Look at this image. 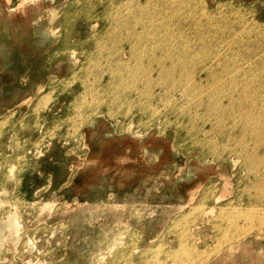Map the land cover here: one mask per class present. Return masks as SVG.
Instances as JSON below:
<instances>
[{"label": "rangeland", "instance_id": "obj_1", "mask_svg": "<svg viewBox=\"0 0 264 264\" xmlns=\"http://www.w3.org/2000/svg\"><path fill=\"white\" fill-rule=\"evenodd\" d=\"M85 2L0 0V264H264V0Z\"/></svg>", "mask_w": 264, "mask_h": 264}, {"label": "bare ground", "instance_id": "obj_2", "mask_svg": "<svg viewBox=\"0 0 264 264\" xmlns=\"http://www.w3.org/2000/svg\"><path fill=\"white\" fill-rule=\"evenodd\" d=\"M90 2V0H87V2ZM87 2H85V4L87 3ZM1 10V9H0ZM50 13V12H49ZM67 17V16H66ZM51 20V19H50ZM72 20V17L71 16H69V18L66 20V22H64V25L66 26L65 28H62L61 30L63 31V36L64 37H62L65 41H68V38H69V34H71L72 35V23H75V22H77V20L76 21H71ZM67 21H70V23H67ZM49 22H51V21H49ZM49 22H48V24H49ZM52 24V23H51ZM77 27V26H76ZM52 28V27H51ZM51 28H50V32H51ZM57 28V27H56ZM59 28V27H58ZM54 30V29H53ZM59 30V29H58ZM58 30L57 31H55V32H58ZM49 31V30H48ZM53 34V33H52ZM51 34V36H53ZM57 36H58V34H57ZM62 36V35H61ZM68 49V48H67ZM67 49H65V51L67 50ZM60 51H64V50H60ZM59 50H57V52H60ZM74 52V50L72 49V48H69L68 49V51H67V54L64 56V58L66 57L67 58V61H71V58H73V53ZM62 53V52H61ZM60 54V53H59ZM53 55V54H52ZM75 55V54H74ZM62 56V57H63ZM59 57V56H58ZM55 58V57H54ZM54 58H52V60L54 61L55 59ZM60 58V57H59ZM51 60V59H50ZM52 62V61H51ZM50 64V63H49ZM174 65V64H173ZM195 65H198V63H195ZM59 80V79H58ZM67 80V79H66ZM57 81V80H56ZM60 81V80H59ZM53 82H55V81H53ZM63 84H62V83ZM61 82H59V83H57V84H59V85H57V86H55V84H54V86L52 87V94H50V95H52L53 97H56V96H58L60 93H64L65 92V90L68 88H70L68 85H65V83L61 80ZM56 83V82H55ZM61 83V84H60ZM224 84H221L220 86H223ZM232 86V85H231ZM187 88H192V89H196L197 88V81H196V79L195 78H192L190 81H189V83H188V87ZM260 88H262V87H260V83L259 82H256V80H253L252 81V84H251V94H249V93H244L243 91H231V93H237V98H234V97H231V99H230V103H231V109H230V111H232V109H233V106H237L240 110H241V113H240V118H242L244 121H251V123H252V126H253V129H254V133H253V130L252 131H248V133L250 132V133H252V134H255V136H256V141H257V143L255 144V147H259L260 146V139L261 138H263L264 137V99H260ZM51 93V92H50ZM228 95V93L227 94H225L224 93V95L223 96H227ZM231 95V94H230ZM78 96V95H77ZM77 96H75L74 97V99H73V102H75V101H77L78 100V97ZM242 106V108H240ZM245 106H247V108L245 107ZM251 107V112H248L247 110H248V107ZM253 110V111H252ZM253 112V113H252ZM145 130H147V132H149L150 130H151V125L150 126H147V127H145ZM51 131V130H50ZM49 131V132H50ZM247 133V132H246ZM247 133V136L248 135H250V134H248ZM87 143H89L90 144V142H89V139H87ZM99 147H105V145H102V146H99ZM168 147H169V145H168ZM240 148H242V152H243V155H244V163L247 161V154H246V149L248 148V147H240ZM188 149V150H187ZM184 150V149H183ZM185 150H186V152H192V149H190V148H185ZM205 149H201V151H200V153H199V155H196V160H200L201 162H206V163H208L207 162V160H206V157H205V154H206V150L204 151ZM233 151L234 150H231V149H228L227 147H226V149H224V150H221L220 152H218V161L216 162V163H213L212 164V166L213 167H219V166H223V170H224V172L226 173V169H228L227 167L229 166V164L231 163V162H235V160H233L232 159V154H233ZM171 157L173 156L174 157V155H170ZM235 159V158H234ZM237 160L239 159V158H236ZM250 163H251V161H250ZM253 163V166H254V172H252L253 171V169H251V171L250 172H252L251 173V175H253V177H254V174H256V175H260L261 173V177H257V178H260V179H255L256 181H254V188H255V190H256V192H255V194L257 195V197L259 198V199H261V198H263L264 199V174H263V172H262V170H263V168H262V161L260 160V159H255V161H253L252 162ZM89 165H92V163H88ZM209 164V165H208ZM207 165L209 166V167H211V165H210V163H208ZM214 164H218V165H214ZM207 166V167H208ZM173 167H176V168H179V166L178 165H176V164H174L173 165ZM216 168V169H217ZM212 169V168H211ZM208 170H209V168H208ZM227 174V173H226ZM228 175V174H227ZM224 177V176H223ZM203 203H201V205H202ZM264 207V206H263ZM205 208V207H204ZM204 210V209H203ZM250 222H253V221H251V220H249ZM258 224H259V222H258ZM257 228V227H256ZM255 228V229H256ZM240 241V240H239ZM242 241V240H241ZM243 243V242H242ZM241 243V244H242ZM239 244H240V242H239ZM239 244H238V247H234V248H237V249H239L240 248V246H241V244H240V246H239ZM228 245V244H227ZM243 246V245H242ZM228 247H230V246H228ZM227 248V247H226ZM225 248V249H226ZM224 249V250H225ZM232 249H233V246H232ZM237 249H235V250H237ZM240 249H242L241 251H239V250H237V252H235V251H233V252H235V253H232V252H230L229 251V253L226 251V252H224L225 254V257H226V259H225V257L223 258V257H221L222 255H217L216 254V258L217 259H219V260H221L222 262H224V263H227L228 261H235V262H238V258H239V256H241V254L242 255H247V254H249V249L248 248H246V246H244L243 248H240ZM228 250H231V249H228ZM223 252V251H222ZM220 253V252H219ZM227 255H228V257H227ZM218 256V257H217ZM215 259V258H214ZM249 262V259H247V262L246 263H248Z\"/></svg>", "mask_w": 264, "mask_h": 264}]
</instances>
